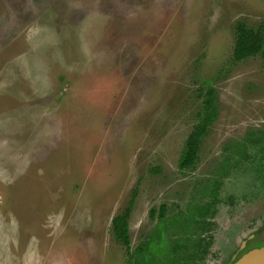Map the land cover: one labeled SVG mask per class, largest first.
Masks as SVG:
<instances>
[{"label": "rangeland", "instance_id": "374dc122", "mask_svg": "<svg viewBox=\"0 0 264 264\" xmlns=\"http://www.w3.org/2000/svg\"><path fill=\"white\" fill-rule=\"evenodd\" d=\"M239 23L264 26V0H0V264H128L112 221L134 190L132 248L161 235L141 264L203 234L221 263L264 163V51L233 61ZM209 86L218 119L182 171Z\"/></svg>", "mask_w": 264, "mask_h": 264}, {"label": "flooded vegetation", "instance_id": "af4514ba", "mask_svg": "<svg viewBox=\"0 0 264 264\" xmlns=\"http://www.w3.org/2000/svg\"><path fill=\"white\" fill-rule=\"evenodd\" d=\"M259 139L260 137L250 134L249 137L247 138V141L250 142L248 145L252 148L255 147L254 146L255 143ZM243 148L241 149V151H239V153H241L244 150ZM228 166H229V162L226 156L225 163L223 165V176L224 177L228 175V169H227ZM234 169L235 168H233L232 170ZM182 171H185V170H182ZM263 173H264V163H259L257 167H255V169H253L251 172L248 171L249 176H247L246 178L244 177V179H247V180H244L243 185L240 186L241 187L240 195L241 196L243 195V198L244 199L246 198L249 201L246 200L245 202L241 198L243 203H242V206L240 207L239 215L232 219L233 221L232 223L229 222L230 223L229 225L227 223V228L229 229V231L226 232V235L228 236V238H227V242L225 246V254L224 253L222 254V259H221L222 261L220 264H234L249 249H252L253 247H256L257 245L258 246L264 245V237H263L264 236V194L258 197L254 195V192L256 191L258 186L263 187V192H264V176L261 175ZM252 180L255 182L256 181L259 182V183L256 182L257 183L256 187L251 186ZM246 181H247L248 186H246ZM260 181H261V184H260ZM214 196L215 198L213 199V201L209 202L208 205L198 209L200 211H199V214L197 215L213 214L212 208H215L219 202V200L216 199L217 195L215 191H214ZM163 206L165 205H162L159 210L157 208H153V209H156L157 216H159L160 213L158 214V212H161V209ZM193 215L194 214L192 213L193 218L192 217L185 218V219L181 218L183 222H181L180 226L177 225L176 220L173 222V225L178 230L184 231L186 229V226H188L189 223H192L193 221H195ZM159 218H160V224H164L165 229H166L167 227V224L165 223L167 222L166 210H165V216L163 218L162 217H159ZM200 229H202V227ZM129 230H130V222H129ZM158 230L156 231V234H155V239L157 241L158 239L161 238V235L159 234ZM156 240L151 239L149 241L144 242V244L147 242H151V244H155ZM189 243H190L189 239H186V243L182 244L178 248V250L183 251L181 256L180 257L178 256L179 258L177 257L178 259H181V261H177V259L174 258L171 255V253L168 252V249H167L161 256L155 257L153 256V253H152L149 257V263L150 264H160L159 260H162V263H163V262H166L165 259L167 256H169V258L171 256V258L174 260L173 261L174 264H206L205 258L209 252V249L211 248L212 237L209 238V240L207 241L206 236H204L203 234L202 237L199 238V241H194V243H192L191 249L188 248Z\"/></svg>", "mask_w": 264, "mask_h": 264}, {"label": "trees", "instance_id": "16d2710c", "mask_svg": "<svg viewBox=\"0 0 264 264\" xmlns=\"http://www.w3.org/2000/svg\"><path fill=\"white\" fill-rule=\"evenodd\" d=\"M264 51V26L259 29H251L244 23H239L236 27V41L233 48L232 59L234 62H242L251 57H255ZM203 110L200 114V120L187 138L185 149L180 159L179 168L186 170L193 168L198 160L199 153L204 138L208 135L210 128L218 119V97L217 90L213 86L203 89ZM134 190L132 198L125 210L115 216L112 221L114 238L117 242L123 244L128 255V264H141L142 258L148 254L151 242L143 243L132 248L129 220L131 217L133 205L135 203L136 193ZM166 207L163 206L159 217L165 216ZM156 216V209H152L151 218Z\"/></svg>", "mask_w": 264, "mask_h": 264}, {"label": "water", "instance_id": "95a60500", "mask_svg": "<svg viewBox=\"0 0 264 264\" xmlns=\"http://www.w3.org/2000/svg\"><path fill=\"white\" fill-rule=\"evenodd\" d=\"M234 264H264V245L249 249Z\"/></svg>", "mask_w": 264, "mask_h": 264}]
</instances>
